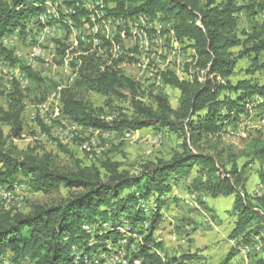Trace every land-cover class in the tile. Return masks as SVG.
<instances>
[{
    "label": "trees",
    "instance_id": "16d2710c",
    "mask_svg": "<svg viewBox=\"0 0 264 264\" xmlns=\"http://www.w3.org/2000/svg\"><path fill=\"white\" fill-rule=\"evenodd\" d=\"M48 1L0 0V37L25 27L29 17L47 12ZM77 1L65 0L73 6ZM111 1L113 6L106 4L110 16L133 19L142 14L159 19L166 24L160 34L170 32L195 50L186 69L190 78L174 70L161 74L164 85L180 92L179 105L174 107L168 94L155 85L144 87L112 64L84 56L75 85L60 91L62 116L101 133L165 129L180 138L179 149L168 160L139 163L134 172L109 158L98 164L77 159L75 167L62 168L50 154L22 151L14 143L24 132L23 99L15 84L13 104L7 110L0 107V184L12 188L19 177H25L35 191L65 188L67 195L48 204H34L28 212L0 211V264H98L95 254L110 253L108 243L119 245L122 240L132 250L130 263L184 264L194 256L185 254L180 261L163 255V243L155 232L175 185L194 171L193 192H207L213 198L234 196L229 214L235 222L229 238L237 240L236 248L255 246L259 238L264 239V195L249 193L239 164L227 167L219 147L227 127L234 124L236 129L243 115L249 116L254 98L264 96V86L253 79L233 80L244 58L252 63L246 72L264 70V20L257 18L264 0ZM98 9L94 7L95 13ZM79 10L90 13L81 8L74 12ZM243 15L249 21L247 30L239 28ZM115 37L119 38L118 32ZM3 54L9 65L18 62L6 49ZM23 69L33 80L44 81L31 67ZM88 92L104 96V104L94 106L86 98ZM114 98L128 101L129 108L116 106ZM1 124L10 126L8 134ZM39 124L50 133L41 119ZM252 151L264 161V141L256 142ZM149 202L153 208H147ZM251 264H264V257H255Z\"/></svg>",
    "mask_w": 264,
    "mask_h": 264
},
{
    "label": "rangeland",
    "instance_id": "374dc122",
    "mask_svg": "<svg viewBox=\"0 0 264 264\" xmlns=\"http://www.w3.org/2000/svg\"><path fill=\"white\" fill-rule=\"evenodd\" d=\"M105 1L110 6L114 5V1ZM62 5L67 8L61 7L59 15L51 18L53 24L49 23L57 32L51 34L49 39L41 44L44 50L42 58L30 59L31 50L37 45V42L32 41V36L37 34L36 28L28 33L24 31L20 42L8 50L15 58L19 55L17 63L21 64L22 68L24 65L31 67L44 80L37 82L28 76L31 83L27 89L20 88L17 84L23 99L24 127L22 137L14 140L19 150H35L40 156L50 154L55 164L62 168L75 167L77 159L86 164H98L99 161L109 158L133 172L141 162L172 158L181 143L176 134L153 127L134 134L101 133L91 128H84L62 116L60 91L74 86V82L79 78L80 67H74L78 54L80 65L83 64L84 56L105 59L104 62L107 60L108 64H112L115 69L144 84V87L150 88L153 84L158 88L157 90L165 91L172 105L178 107L180 92L175 87L164 85L161 74L174 70L181 77L190 78V72L186 69L194 60L195 50L179 43L170 32L163 31L160 34L162 37H158L157 27L162 21L151 20L143 15L150 23H143L146 39L137 43L134 32L130 31L126 38L120 40L122 48L124 46V58L117 60L110 55L108 58L103 53V50L107 53V43L104 44L105 48L96 50L89 42L85 43L82 40L83 35L88 36L90 31L85 20L87 16H84L87 11L74 12L72 4L63 2ZM101 9L100 7L99 13L105 10ZM263 10L257 17L259 20H264L261 16ZM39 25L42 29L48 25V22ZM239 28L240 30L249 28V21L244 15L240 17ZM102 29L103 31L98 29V32H101L100 38L113 36L117 32L115 29L109 31L103 24ZM91 31L93 32L91 34H94L96 30L92 27ZM170 36L174 38L172 42ZM116 38L114 40L117 41ZM163 38L165 40L161 43L159 39L163 40ZM2 58L4 61H0V107L7 110L10 104H13L11 96L15 84L11 88L4 85L7 82L4 73L8 70L9 64L5 56ZM147 60L151 66L143 70L142 63ZM70 64L72 67H69ZM251 64L249 58L241 59L233 80L250 78L264 86V70L253 74L245 71ZM86 98L96 107L103 105L105 100L104 96L89 92L86 93ZM146 100L150 102L149 98ZM114 104L126 109L130 106L128 101L121 98H114ZM248 108L249 116L246 118V115H243L236 129L234 124L227 127L228 132L219 147L224 150L222 161L227 167H231L233 162L239 164L244 172L249 193L252 196H261L264 195V161L254 156L252 146L256 142L264 141V96L257 95ZM39 119L46 124L50 133L41 128ZM1 126L6 134L10 132L9 125L1 124ZM195 176L194 171L189 177L181 178L175 185L174 191L168 196L167 204L162 208L164 219L155 232V238L163 243L161 253L170 258H179L180 261L185 260L182 258L185 254L194 256L184 264H251L255 257H264V239L259 238L255 246L236 248L237 240L229 238L235 222V218L229 214L234 196L213 198L207 192H193L191 185ZM15 183L19 186L15 189V197L11 200H0V211L13 208L16 211L28 212L34 204H48L67 195L65 188L50 192L35 191L25 177H19ZM21 186H24V189ZM173 197L176 200H173ZM150 206L153 208L154 204L147 203V208ZM144 225L147 226L148 222ZM86 229L93 230L89 225H86ZM108 246L111 248L110 253L95 254L98 264H142L140 260L130 263L132 250L127 247L126 240H122L119 245L110 241ZM236 249L238 252L233 254ZM10 254V252L7 254L8 260Z\"/></svg>",
    "mask_w": 264,
    "mask_h": 264
},
{
    "label": "bare ground",
    "instance_id": "6f19581e",
    "mask_svg": "<svg viewBox=\"0 0 264 264\" xmlns=\"http://www.w3.org/2000/svg\"><path fill=\"white\" fill-rule=\"evenodd\" d=\"M86 1H90V0H78L77 2H75L74 6H72L73 11L76 10V8L90 10V7L88 6ZM91 1L93 3V7L99 6V9L96 11V18L97 19L96 18H91L90 17V13L84 15V16H87L86 17L87 19H85V20H87V26L90 29L88 36H91V39H92L91 46H92V48H94L96 50H99V49L104 47L105 43H107V49L108 50L106 49L107 53H105V51L103 50L104 55H107L108 58H109V55H110V56H113L116 59L117 58L123 59L124 58L123 54H124L125 51L123 52V48L121 46V42H120L121 38H126L128 32H130V31L132 32L133 31L134 32V37H135L137 43L143 42L146 39L147 35L144 32L143 23L144 24H150V23H148V20L146 19V17H147L146 15H145L146 17H144L141 14V15L136 16L135 18L132 17L133 19H128L129 17L128 18H126V17H118V18H116V17L110 16L108 14L107 9H106L107 2L105 0H91ZM63 2H65V0H53V1L51 0V1L48 2V10H47V12H45L43 14H39V15L37 14L35 16L29 17L28 32H30L32 29L36 28V17H38V24H45L46 22H48V17L53 18V16L54 17L58 16L60 8L65 6V5H62ZM59 5H62V6L55 7V6H59ZM100 7L102 9H105V10L101 9L103 11V12L101 11V13H99ZM64 8H67V7L65 6ZM261 16L264 19V10H263ZM102 24L109 31H111L112 29L113 30L115 29L118 32L119 38H116V39H118V41L114 40L115 36H117V32L113 36H107V37L104 36V38H100V35H101L100 33L101 32H98V28L96 29V27H99L101 29V31H102ZM41 26L43 27V25H41ZM92 27H93V29L96 30L94 32V34H91V32H92L91 28ZM164 27H165V24L161 22V24L159 23L157 29H159L158 31L161 32ZM16 28H18V27H16ZM159 32L156 33V35L159 34L158 37H162V36H160ZM31 36H32V34H31ZM48 36H50V27L48 25H45V27H43L42 32L36 34L37 45H35L33 47V49L31 50L30 59L36 58V53H43L44 54V50H43L41 44H43L46 41V39H48ZM92 36H96V37L92 38ZM101 39H103V40H101ZM82 40L85 43H87V42L90 43V39H87L86 35L85 36L83 35ZM164 40H165L164 38H163V40L159 39V41L161 43ZM171 42H172V40H171ZM18 43L19 42H14V44L12 46L17 45ZM167 43H168V41H167ZM43 54H42V56H43ZM2 57L3 56H0V61L3 60ZM136 58H137V56H136ZM110 59H113V58H110ZM103 60H105V59H103ZM150 66H151V64H150L149 60H147L146 62L142 63L143 70H146ZM8 67H7V69H8ZM26 74L27 73H25V71L23 70L22 66L19 63L11 65L10 71L6 70L5 73H4V77L6 78L5 80H7V82H9V84L7 85V82H6V84L4 83V85L6 87L11 88L14 84H18V82H19L18 85L20 86V88H23V89L26 88L27 89V87L29 86V83H31V82L29 80L30 78ZM14 87H15V85H14ZM25 184L26 183H24V185ZM16 188H19V186L16 183L14 184V186L12 188L4 187V186H2L0 184V200H11V199H13L15 197V193H16L15 189ZM95 259H97V258H95ZM96 262L99 263V261H96Z\"/></svg>",
    "mask_w": 264,
    "mask_h": 264
},
{
    "label": "built area",
    "instance_id": "2783aa9c",
    "mask_svg": "<svg viewBox=\"0 0 264 264\" xmlns=\"http://www.w3.org/2000/svg\"><path fill=\"white\" fill-rule=\"evenodd\" d=\"M86 2L88 4V6L90 7V17L91 18H96V13L94 11V7H93L92 1L90 0V1H86ZM115 6H116V4H115ZM55 7H60V5L59 6H55ZM110 11H112V10H110ZM61 14L63 15V11L62 10H61ZM49 23L53 24V22L51 21V17H48V26H50ZM24 25H25V27H23V28H15L12 32L4 35L3 37H0V56H5L3 54V49H6L8 51L9 48L14 44V42H20L21 35L24 33V31L28 33L29 18L25 21ZM97 28L100 29L99 27H97ZM42 29H41V27L38 24V17H36V33H41ZM102 31H103V29H102ZM56 32L57 31H56L55 27H51L50 26V35L52 33H56ZM49 37L50 36H48V39H49ZM86 38L90 39V46H91V43H92L91 36H86ZM32 41L36 42V35H33V40ZM123 52H124V46H123ZM42 54L43 53H36V58H42ZM20 55H22V54H20ZM18 56L19 55H17L16 59H18ZM81 66L82 65H80V63H78V54H77L74 67H80L81 68ZM69 67H72V64H70ZM10 69H11V65L8 67V71H10ZM66 72H67V69H66ZM18 84H19V82H18ZM21 187H22V189H24V186H21Z\"/></svg>",
    "mask_w": 264,
    "mask_h": 264
},
{
    "label": "crops",
    "instance_id": "0c3cea01",
    "mask_svg": "<svg viewBox=\"0 0 264 264\" xmlns=\"http://www.w3.org/2000/svg\"><path fill=\"white\" fill-rule=\"evenodd\" d=\"M49 2V1H48ZM171 37V36H170Z\"/></svg>",
    "mask_w": 264,
    "mask_h": 264
}]
</instances>
